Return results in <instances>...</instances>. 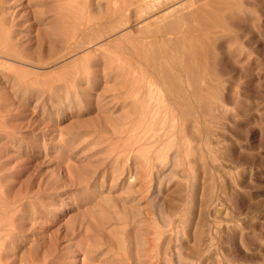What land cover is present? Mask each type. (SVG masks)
I'll list each match as a JSON object with an SVG mask.
<instances>
[{
    "label": "rangeland",
    "instance_id": "1",
    "mask_svg": "<svg viewBox=\"0 0 264 264\" xmlns=\"http://www.w3.org/2000/svg\"><path fill=\"white\" fill-rule=\"evenodd\" d=\"M93 2L8 3L20 57L0 66V155L27 197L1 263L88 264L89 239V264H264V0H131L98 40L79 27ZM147 82L171 137L119 147L106 130L125 117L163 120L142 113Z\"/></svg>",
    "mask_w": 264,
    "mask_h": 264
},
{
    "label": "bare ground",
    "instance_id": "2",
    "mask_svg": "<svg viewBox=\"0 0 264 264\" xmlns=\"http://www.w3.org/2000/svg\"><path fill=\"white\" fill-rule=\"evenodd\" d=\"M11 1H13V0H0V66L1 67H6L8 69L7 71H10L12 69L13 70H16V69L15 68L8 67V64L6 65V61L5 60L7 58L15 59V58H19L20 57L19 56V53L17 51L18 49L17 50L15 49L16 46H14V44L10 40V30L12 29V26H14L15 21H16V18L15 17H12L8 13V11H7L8 10V7L10 8V7L13 6L12 4H11L12 6L11 5H8V3L10 4ZM93 1L94 2L97 1L101 5V7H103L102 12L101 13H98V15L95 16V18L88 17L85 20L79 22V27L80 28H84V27L92 28L94 25H96V26L99 25L98 27H100V31H98V34H97L98 36H96V40H98L99 38H101V37L105 36L106 34H108V32H105V28L115 29V27L117 26L116 23H118V27H119V24L122 25L121 24L122 17L119 18L121 20V22H115V25H116V26L114 25L115 27L112 25V24H114L112 21L110 22V24L108 23L110 25V27L109 26L106 27V22H108V20L110 18L115 17L118 14L121 15V13H123V10H124L125 5L127 3H130V5H131V2H130L131 0H88V2H93ZM157 1H160V0H157ZM133 2H134V4H137L136 7L139 6L141 10L143 9L142 8L143 6H145L144 8L146 9V7H148L149 5H154L155 6L158 3L157 2L156 4H153V3L156 2V0H133ZM154 6H152V8ZM61 7H63V6H61ZM139 7H137V11L138 12L140 11V10H138ZM173 7H175V6H173ZM60 10L62 11V9H60ZM142 11H141L142 13H146L144 10H142ZM168 11H170V10H168ZM66 12H69V11H66ZM167 12H163L160 15H153L152 17H153V19L154 18L156 19L158 17L164 16ZM149 21H151V20H149ZM146 24H148V21H147ZM141 26H140V28H141ZM145 26H143V27H145ZM138 28H139V26H138ZM106 30H108V29H106ZM130 32H129V34H131ZM125 35L126 34L123 33V36H125ZM123 36L121 35L120 37H123ZM126 37H124V38L126 39ZM73 38H74V36H73ZM117 39H119V38H117ZM103 47H104L103 45H100V48L101 49ZM100 48L98 47L99 51H100ZM95 50L93 52H95ZM91 53H92V51H91ZM87 56H88V54H86L85 56H83V58H86ZM9 66H11V65L9 64ZM13 67H15V66H13ZM128 70L125 71V72H129ZM21 72H23V70H21ZM28 73L26 72V75ZM2 74H4V73H2ZM148 84H149V86H148L147 94H148L149 101L147 102L146 108L144 110H142L143 111L142 113H144L143 114L144 116L146 115L145 116L146 118H147L148 113H151L153 115H155V114L156 115H159L160 113H162L163 120L160 123H157L156 122L157 120L155 121L156 123L154 121L151 122L149 120L150 121V124L145 125L144 126L145 129L143 131H140L139 130V128L140 127H143V126H142V124L140 126V123L141 122L139 123V121L134 116L133 117H130V116L125 117V119H123L124 121H122L121 125H119L118 122L112 124L111 127H114L113 125L117 124L116 125L117 128H118V125H119L120 126V129L121 128L122 129L120 131L119 130L117 131V130H114V129L112 131H110V130L107 131L106 130L107 133L108 132H111L110 135H107V134L106 135L109 137V139H115L117 141V143H118L117 146H119V147L128 148V150L130 149L132 151L133 150H136V149H143L144 147H147V146H148L147 148H153V149H155L160 143L163 142V140L165 139V137H169L170 136L169 135L170 132H172L170 130L172 128V123H171V127H170V125L168 123L169 113H172L171 112V109H169V106L170 105L167 102H164V104L167 103V105H162V108L161 107L159 108L157 106V104L155 105L154 103H152L154 96L158 94V92H156L155 88L156 89L157 88L160 89V88L159 87H155L154 83H152V82H150V83L147 82L146 85H148ZM155 92H156V94H155ZM163 100H165V99H163ZM169 100H171V99H169ZM162 103H163V101H162ZM170 104H172V103H170ZM173 104L175 105V102ZM208 111H209V109H208ZM0 112H1V110H0ZM145 117L142 120H145L146 119ZM139 120L141 121V119H139ZM158 120H160L159 117H158ZM1 126H3V124H0V128H2ZM10 132H13V130H11ZM0 135H1V133H0ZM114 135H116V136H114ZM115 146H116V144H115ZM156 150H158V148ZM150 151H152V150H150ZM150 151L148 153H146L147 151L145 150V156L144 155L143 156L140 155V157L142 156V160H143V157H145V159L148 162L152 158V155H150L151 154ZM125 153H126V151H125ZM143 153L144 152L142 151L140 154H143ZM122 154H124V153H122ZM1 156L2 155H0V263H1V261H3L2 258L4 257V256L1 257V254L6 250V248L8 246H10V247L14 246L16 244V241L21 237L20 234L17 232L18 230L21 229V224L17 221V219H18V217H19V219L21 218L20 217V214H22V211L24 210V204H25L24 203V199H25V197H27V195H25V194H24V197H20L18 194L12 195L9 192V185L8 184H4V178L7 175L2 172V169L4 167H3V162L1 160ZM144 162H146V161H144ZM84 181H83V183H81L82 186L87 185V183L84 182ZM78 183H79V181H78ZM149 231H151V232H148V235L150 233L148 246L151 247V245H152L151 242H154V241H152L153 238L151 237V235L154 232H153V230H149ZM83 241L86 244L89 245V246L86 245V247L84 249V252H83L84 258H85L84 261H85V263H88L89 264L88 261L92 260V258H93V257L90 256V254L93 253V250L91 249V247L94 244L91 243V240H89V239H87L86 241L85 240H83ZM17 243H19V242H17ZM84 245L85 244H83V246ZM97 245H99V244H97ZM119 253H120V251H119ZM90 257H91V259H90ZM38 261L40 262V260H38ZM24 262H25V264H34V263H36V262L33 261V259L31 257L28 258L26 261L24 260ZM36 264H38V263H36Z\"/></svg>",
    "mask_w": 264,
    "mask_h": 264
}]
</instances>
